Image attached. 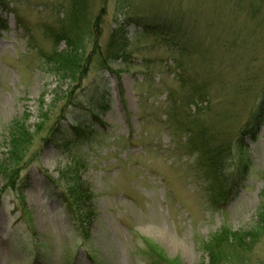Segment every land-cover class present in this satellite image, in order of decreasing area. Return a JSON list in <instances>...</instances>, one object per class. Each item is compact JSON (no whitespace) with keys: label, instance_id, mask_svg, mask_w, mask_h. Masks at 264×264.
Here are the masks:
<instances>
[{"label":"rangeland","instance_id":"obj_1","mask_svg":"<svg viewBox=\"0 0 264 264\" xmlns=\"http://www.w3.org/2000/svg\"><path fill=\"white\" fill-rule=\"evenodd\" d=\"M69 3L0 5V264H212L224 233L233 244L215 264H264V0H84L79 25L102 16L100 46L128 24L126 57L74 81L48 62ZM138 20L172 25L146 32ZM92 96L108 107L83 124L86 137L51 136L53 112L68 106L66 127ZM19 124L34 139L7 186ZM200 137L223 176L199 162ZM74 188L79 231L63 207Z\"/></svg>","mask_w":264,"mask_h":264},{"label":"trees","instance_id":"obj_2","mask_svg":"<svg viewBox=\"0 0 264 264\" xmlns=\"http://www.w3.org/2000/svg\"><path fill=\"white\" fill-rule=\"evenodd\" d=\"M4 0H0V5L2 4ZM83 1V3H82ZM71 10L67 11L66 19L67 21H64V24H62L57 30L54 31V34L51 36L54 41V51L50 58L48 59L49 64L54 68L55 71H62L64 75L68 76L70 80L74 81L80 80L82 75H87V71L94 70L95 72H112V66L122 57L124 56V46L126 43V27L128 24L126 22L117 23L115 28L111 30L108 39L104 46H100V38H101V31L98 27H100V23L102 22V16L99 17V19L96 20L95 24H91L88 22L85 18V27H81L79 25V21L81 19V16L86 15L85 4L84 0H70ZM69 3V4H70ZM83 9V10H82ZM82 10V11H81ZM84 11V12H83ZM105 11L102 10L100 12L101 15H103ZM144 19V18H143ZM127 21H130L129 19ZM150 21V20H149ZM144 22V21H136L134 23L139 24L141 28L145 29L146 32L149 30V25H154L155 27L152 28L153 32L156 31H162L165 32V30L170 29V26L172 23L168 22L164 23L165 21L161 23H152L150 22ZM100 24V25H99ZM80 27H79V26ZM97 26V28L95 27ZM151 27V26H150ZM151 31V30H150ZM53 33V32H52ZM86 38L89 39V43L86 44ZM64 42V49H61L59 51L58 47L59 44ZM88 44H90V48L87 51ZM80 75V76H79ZM84 79V78H83ZM82 79V80H83ZM81 80V81H82ZM80 82V81H79ZM76 83V81H75ZM207 96V95H205ZM73 96L71 95V91L69 90L65 96L62 97V101L65 100L69 101L72 100ZM107 99L105 96H92L89 97L87 100V106L83 108L82 110L79 108L80 111H82L79 116H74L73 122H69L66 127H63L64 125L62 121L64 117L67 115V108L53 112L52 115H56L55 122L56 124L54 127H52L51 130V136L54 135V131H61L62 128L64 129V132H71L73 133L77 138H82L87 136L85 132H83L82 127L83 124H91L92 118H98V113H101L107 106ZM47 113H42L40 116L41 122L39 123V128L44 127L46 123L48 122V116ZM82 117V118H81ZM256 119L255 124H261V117H260V111L257 112L256 115H254V118ZM191 128H193L191 126ZM190 128V134L193 135V131ZM247 128V127H246ZM249 128V127H248ZM203 131V130H202ZM245 132H252V130H245ZM195 133V132H194ZM196 135V133H195ZM204 135V131H203ZM55 136V135H54ZM196 138V137H194ZM33 135L29 132V129L20 125L17 126V128L10 133V143H9V158L6 165L3 167V175L5 178L4 184L9 186L10 184L13 185V181L16 178V172L18 171V168L22 165V162L26 155H28V147L30 146V143L33 142ZM49 139V138H48ZM51 139V138H50ZM198 144L200 145V160L199 162L202 163V166L204 168H207L213 176L220 177L223 176L225 173V166H223L224 159L215 153L210 152H204L201 148L203 139L200 137L197 139ZM67 140H65L66 142ZM58 143V142H57ZM69 145V142L66 143V146ZM63 147V146H61ZM225 165V164H224ZM74 179V178H73ZM75 181V180H74ZM78 187V186H77ZM70 194L65 197L64 202V209L69 214L70 219L75 227L76 230L79 231V229L84 227V221L87 217H84L83 213V206H84V193L80 189H71ZM67 199V200H66ZM234 237V236H232ZM245 241V240H244ZM243 241V242H244ZM231 242V235L224 233L221 235L220 238L217 239V248L223 244H229ZM233 244V242H231ZM243 244V243H242ZM214 246H212L210 250L211 261L212 264H215L218 260L214 257L216 255V249Z\"/></svg>","mask_w":264,"mask_h":264}]
</instances>
